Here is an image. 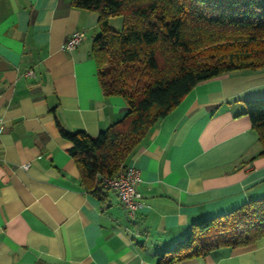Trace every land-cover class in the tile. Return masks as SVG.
Wrapping results in <instances>:
<instances>
[{"label":"crops","instance_id":"crops-1","mask_svg":"<svg viewBox=\"0 0 264 264\" xmlns=\"http://www.w3.org/2000/svg\"><path fill=\"white\" fill-rule=\"evenodd\" d=\"M78 30L88 38L66 50ZM99 33V13L71 0H0V264H157L194 222L264 198L245 113L264 100V68L200 82L152 128L127 160L142 178L134 215L113 189L86 192L58 124L97 136L129 111L100 85ZM176 264H264V238Z\"/></svg>","mask_w":264,"mask_h":264},{"label":"trees","instance_id":"trees-1","mask_svg":"<svg viewBox=\"0 0 264 264\" xmlns=\"http://www.w3.org/2000/svg\"><path fill=\"white\" fill-rule=\"evenodd\" d=\"M99 13L92 56L106 96L129 106L120 120L91 136L65 130L85 191L104 199V180L128 158L200 82L244 69L264 68V0H71ZM123 18L121 30L113 17ZM264 155V100L245 101ZM264 238V198L196 221L184 238L157 253V264L206 256L220 247H243Z\"/></svg>","mask_w":264,"mask_h":264},{"label":"built area","instance_id":"built-area-1","mask_svg":"<svg viewBox=\"0 0 264 264\" xmlns=\"http://www.w3.org/2000/svg\"><path fill=\"white\" fill-rule=\"evenodd\" d=\"M87 38L86 31L78 30L69 37L65 44V49L73 51ZM31 73L33 72L30 71ZM141 181L139 170L135 167L127 166L121 169L116 176L106 178L104 185L115 190L125 208L130 214L134 215L144 207L143 195L139 189Z\"/></svg>","mask_w":264,"mask_h":264},{"label":"rangeland","instance_id":"rangeland-1","mask_svg":"<svg viewBox=\"0 0 264 264\" xmlns=\"http://www.w3.org/2000/svg\"><path fill=\"white\" fill-rule=\"evenodd\" d=\"M116 18H117V20H119L121 22V26H120V29H119V30H121L122 27H123V18L121 16H118ZM112 26L115 27V24L113 23Z\"/></svg>","mask_w":264,"mask_h":264}]
</instances>
